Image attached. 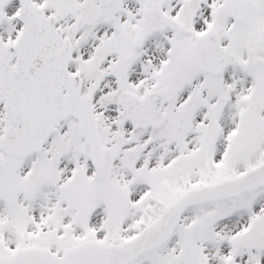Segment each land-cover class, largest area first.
<instances>
[{
	"label": "snow or ice",
	"instance_id": "snow-or-ice-1",
	"mask_svg": "<svg viewBox=\"0 0 264 264\" xmlns=\"http://www.w3.org/2000/svg\"><path fill=\"white\" fill-rule=\"evenodd\" d=\"M0 264H264V0H0Z\"/></svg>",
	"mask_w": 264,
	"mask_h": 264
}]
</instances>
